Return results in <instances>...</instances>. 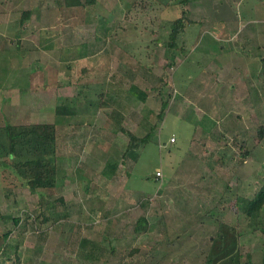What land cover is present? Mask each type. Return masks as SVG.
<instances>
[{"label": "rangeland", "instance_id": "374dc122", "mask_svg": "<svg viewBox=\"0 0 264 264\" xmlns=\"http://www.w3.org/2000/svg\"><path fill=\"white\" fill-rule=\"evenodd\" d=\"M86 1L26 5L37 24L27 34L54 49L18 65L35 70L32 78H0V126L56 123L58 182L39 193L0 188V233L62 237L55 242L68 244L59 245L60 255L76 254V264H204L212 236L230 229L223 222L240 232L242 264H263L264 232L238 214L235 198H252L264 183V95L252 88L264 80L246 88L237 64L223 63L217 47L226 41L201 22H187L171 53L170 23L187 14L175 0ZM262 2L243 0L239 10ZM14 18L18 23L21 13ZM99 82L106 84L105 105L56 115L57 105L76 100L81 84ZM121 126L140 137L156 126L136 162L124 157L129 136ZM142 216L149 223L137 233ZM81 239L99 241L105 255L89 261L76 252Z\"/></svg>", "mask_w": 264, "mask_h": 264}, {"label": "crops", "instance_id": "0c3cea01", "mask_svg": "<svg viewBox=\"0 0 264 264\" xmlns=\"http://www.w3.org/2000/svg\"><path fill=\"white\" fill-rule=\"evenodd\" d=\"M29 3L30 0H0L1 80L15 81L22 78L18 73L27 74V78L30 75L29 77L32 78L31 73L35 72V70L30 66L26 71L23 70V66L17 69L18 65L20 63L31 64L32 61L37 63L39 50L42 51L41 56L44 58L45 56H49L54 49L52 43L39 47L35 44L34 35L27 34L35 32L37 28L35 27L37 24L33 23L32 14L26 19L24 24H21L22 12L28 9L32 12L34 11L32 7L26 6ZM242 3L243 0H189L188 5L185 7L186 15L190 21L203 23L202 27H205L207 31L218 33L219 42H221L222 38L226 41V45H219L217 47L219 48L220 55H225L223 63L229 65L237 64L236 66L239 71L238 78L244 81V86L247 88V81L264 80V5H261L262 7L257 5L252 11L248 9V11H240ZM33 4L36 5V3ZM43 10L44 8L42 7ZM18 11L21 13V18L16 23L17 18L14 17ZM30 20L32 24L29 22ZM40 27L42 30H46L48 26L43 23ZM209 39L215 40V38L210 36ZM231 57L234 58L229 59ZM19 58L21 59L20 61ZM223 65L219 68L223 69ZM253 86L252 88L260 91L257 94L258 96L264 95V82L260 85L255 83ZM250 87L251 85H249ZM261 88L263 89L262 92ZM4 233H0V264H76V254L72 257L66 256L65 259L60 255L59 245L63 247L68 244L67 242H61L60 244L55 242L62 239V237H53L51 235L37 237L36 235L32 236L13 232L6 238L3 236ZM20 239L22 242L17 253H14L15 249H12L11 246V249H7V253L2 251L3 245L4 247H6V244L16 245L17 240ZM65 239L68 240L69 237ZM6 240L7 242H5ZM85 240L87 239H81V241ZM79 241L74 243L76 252H84L85 258L89 261L95 260V262H98L99 258L95 256H98L99 249L94 250L92 247V252L90 253L89 248H86L87 245L91 247V241H85V244Z\"/></svg>", "mask_w": 264, "mask_h": 264}, {"label": "trees", "instance_id": "16d2710c", "mask_svg": "<svg viewBox=\"0 0 264 264\" xmlns=\"http://www.w3.org/2000/svg\"><path fill=\"white\" fill-rule=\"evenodd\" d=\"M94 0L86 1L92 2ZM177 3L187 6L189 0H175ZM67 7L82 6V0H65ZM32 14L30 9L22 12L21 24H24L27 18ZM186 14L176 19L171 24L169 39L165 43L166 48L173 50L175 41L184 31L189 19L185 18ZM170 53V54H171ZM173 57V55H171ZM170 57V58H171ZM171 60V59H170ZM171 64H174L173 61ZM76 100H66L55 108L57 116L72 117L77 114L78 106L85 103L88 105H97L102 107L108 101V95L105 83H95L93 86L85 83L81 84ZM89 88V93L85 90ZM143 94V93H141ZM140 94V95H141ZM168 107V102H163V110L160 113L162 118L164 109ZM156 126H150L148 133L140 137L134 131L121 126V130L129 136V143L124 152V157L130 156L134 162L137 161L140 151L150 141L151 134L155 131ZM258 134L261 139L264 138V125L260 126ZM58 153V132L57 124L51 122L39 123H23L11 124L7 123L0 126V188L13 191L15 188H28L32 193H39L47 188L55 187L58 182L59 164L57 160ZM157 173V172H156ZM161 176V175H159ZM155 174V179L160 180ZM229 188V186H228ZM10 193V192H9ZM8 193V194H9ZM236 211L242 213L249 219V223L253 229L259 228L264 232V183L260 189L253 195L252 198L244 196H236L235 198ZM209 214V213H208ZM7 219V217H6ZM21 218H14V223L19 225ZM46 221L47 218H44ZM148 219L142 216L137 221L134 231L140 232L148 224ZM229 230H237V233H228V231H218L215 236H212V242L209 252L205 257L204 264H242L243 253L240 250L239 236L237 226H231L220 222ZM226 224V225H225ZM14 230H8L3 234L8 238ZM7 242V240L5 241ZM22 240H17L16 245L6 244L2 246V251L5 253L9 249H15L17 253ZM11 246V248H10ZM95 246V247H94ZM92 247L98 250L99 260L105 255L106 248L96 241L91 242L89 252ZM133 251V250H132ZM131 251V252H132ZM138 251L137 249L134 251ZM2 254V253H1ZM92 255V254H91ZM250 256V255H249ZM108 257H105V261ZM264 264V259H263Z\"/></svg>", "mask_w": 264, "mask_h": 264}, {"label": "built area", "instance_id": "2783aa9c", "mask_svg": "<svg viewBox=\"0 0 264 264\" xmlns=\"http://www.w3.org/2000/svg\"><path fill=\"white\" fill-rule=\"evenodd\" d=\"M170 141L171 142H175L176 138L173 136V137H171ZM156 175L159 176V175H162V174H161V172L157 171Z\"/></svg>", "mask_w": 264, "mask_h": 264}, {"label": "water", "instance_id": "95a60500", "mask_svg": "<svg viewBox=\"0 0 264 264\" xmlns=\"http://www.w3.org/2000/svg\"><path fill=\"white\" fill-rule=\"evenodd\" d=\"M153 176H155V174Z\"/></svg>", "mask_w": 264, "mask_h": 264}]
</instances>
